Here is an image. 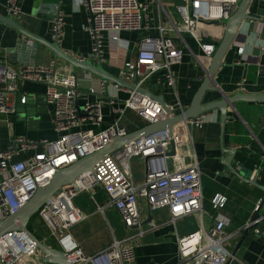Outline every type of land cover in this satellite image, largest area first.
<instances>
[{"label": "built area", "instance_id": "obj_1", "mask_svg": "<svg viewBox=\"0 0 264 264\" xmlns=\"http://www.w3.org/2000/svg\"><path fill=\"white\" fill-rule=\"evenodd\" d=\"M23 0H8L7 10L11 15L21 12ZM241 0H80L88 20L83 26L93 42L92 53L102 58L105 51V35L120 41L122 32L141 34L136 42V57L122 63L118 78L129 85L145 89L151 78L160 74L159 83H166L176 91L177 75L174 67L180 65L185 53L204 67L201 57L189 46L191 38L200 48L204 59L212 60L218 45L205 43L199 31L205 27L223 26L237 10ZM64 14L57 6L51 23L52 37L60 44L64 37ZM26 44L33 40L24 37ZM242 53V49H240ZM26 83H39L45 87V101L53 109V130L59 135L54 140L34 141L26 137H13L9 145L0 150V222L18 213L32 198L38 187L53 179L57 170L66 168L81 158L90 156L111 145L115 138L126 137L127 131L119 125L125 112L131 109L150 124L168 117L166 108L145 89L132 90L111 81L101 82L98 93L106 99L79 103L82 93L80 81L74 72H61L58 62L48 66H24L15 69L0 60V115L14 116L17 107L13 97ZM120 93L128 97L119 99ZM22 95L19 102L27 103ZM112 108L114 121L105 128L103 108ZM115 106V107H114ZM171 112L185 110L169 106ZM176 114V113H175ZM7 120V119H6ZM209 122V114L184 119L168 129L141 137L124 145L119 150L99 159L93 171L79 176L74 184L63 187L53 199L38 212L47 238L37 237V230L8 231L0 236V264H44V253L37 239L51 250L63 253L69 264H135L137 249L146 230L142 219L145 203L149 214L167 211L164 223L152 220V228L176 225L177 221L191 215L205 214L202 173L195 161L183 167L179 150L191 144L190 128H203ZM89 123V130H74ZM180 129H177V128ZM96 129V130H95ZM171 143L174 155H170ZM40 149V150H39ZM25 153L22 160H16ZM148 160L145 181L137 185L131 172L133 158ZM172 160L173 164H170ZM171 165L173 169H170ZM101 187L108 196V206L120 215L126 228L135 232L122 240H114L107 248L93 255H85L74 241L70 229L83 220L75 198L82 192L92 193ZM228 198L216 193L210 200L213 225L177 239L179 260L176 264H228L233 258L229 244L240 232H228L230 219L223 213ZM260 203L255 208L259 210ZM104 207H101V211ZM262 219L251 222L256 226ZM257 233L259 231L257 230ZM54 240L56 247L46 244Z\"/></svg>", "mask_w": 264, "mask_h": 264}, {"label": "crops", "instance_id": "obj_2", "mask_svg": "<svg viewBox=\"0 0 264 264\" xmlns=\"http://www.w3.org/2000/svg\"><path fill=\"white\" fill-rule=\"evenodd\" d=\"M7 1L0 0V60L15 69L29 65L48 66L56 61L48 46L49 43L55 42L51 23L57 6H60L65 20L64 37L59 46L66 53L76 58L90 59L94 66L102 65L105 71L115 77L119 76L120 67L125 60L130 61L136 57L135 44L141 34L135 32H122L119 35L121 42L113 41L111 36L105 35L103 57L99 58L92 53V39L83 30L88 15L80 0H23L21 12L17 15L8 12ZM248 14L251 19L244 24L225 56L224 65L210 84L211 88L218 91H208L202 104L219 100L223 96L231 97L239 92L250 95L264 94V0H252ZM10 16L22 29L34 35L37 40H33V45L26 44L25 35L1 21ZM200 31H207L209 35L208 37L199 34L203 42L215 45H219L224 33L221 25L205 27ZM217 36L220 38L218 41ZM20 42L30 48L28 53L19 51ZM187 42L192 51L201 57L204 67L198 65L187 52L182 63L174 67L177 75L176 91L166 83H159L160 74L154 75L144 86L148 93L159 100L163 98L167 105L177 107L180 103L184 110L191 107L196 93L207 77L211 62L204 59L202 51L191 38H187ZM57 62L61 72L77 74L82 93L80 104L84 101L106 99L98 93L89 92L90 88L98 92L103 82L101 78L81 69L75 72L64 61ZM44 93L43 84L26 83L20 94L13 97L17 107L16 115L7 118L0 115V150L5 149L13 137L23 136L34 141L58 138L59 135L53 130L51 123L53 109L46 104ZM22 95L28 96L25 105L19 102ZM127 97L125 93L119 95L120 100ZM175 113L180 114V111L177 109ZM103 114L102 129L114 121L112 108L108 104H105ZM208 114L209 122L203 128H190L192 142L179 150L183 167H189L195 161L199 163L205 214L202 217L200 214L185 217L177 221L175 226L167 224L153 229L152 220L164 223L168 217L167 211L151 215L144 203L142 219L146 233L140 240L135 264H176L179 260L177 239L202 227H212L210 200L216 193H222L228 198L223 211L231 221L228 232H240L236 240L229 244L235 255L228 264H264V103H235L228 108V119L224 125L219 110ZM175 124L173 122L170 126ZM119 125L125 128L129 135L147 130L150 123L135 111L128 109ZM91 128V124L85 123L74 130L85 131ZM150 134L153 133L145 132L142 137ZM26 156L22 153L16 160H22ZM170 161V164H173L172 160ZM148 167L146 159L136 157L131 160L135 184L140 185L145 181ZM258 203L262 220L248 229ZM75 204L81 209L84 217L69 233L87 256L102 251L114 240L125 239L135 232V229L126 228L119 213L108 206V196L101 187H97L92 193H80L75 198ZM101 207H104L102 211ZM241 241L242 244L237 249Z\"/></svg>", "mask_w": 264, "mask_h": 264}, {"label": "water", "instance_id": "obj_3", "mask_svg": "<svg viewBox=\"0 0 264 264\" xmlns=\"http://www.w3.org/2000/svg\"><path fill=\"white\" fill-rule=\"evenodd\" d=\"M251 1L252 0H241L235 13L229 19H226L222 22L225 26L223 38L219 43L216 52L207 69V77L204 79L202 86L196 93L191 107H189L183 113L175 114L169 110L168 105L165 103L164 99L163 98L160 99L161 103L164 105L166 111L168 112V117L166 119L155 124H150L147 130L135 132L123 138H115L112 141L111 145L104 148L103 150L96 152L85 158H81L79 161L66 168L57 170L53 179L50 180L47 184L38 187V189L35 191L29 202L18 213L8 217L5 221L0 222V236L8 231H13V230L23 229L25 231H28V224L31 218L34 217L39 212L42 206L48 204L53 199V196L56 192H58L60 189H62L65 186L74 184L79 176H81L87 171H93L94 166L99 159L119 150L124 145L141 138L145 132L154 133L159 130L168 129L170 124L173 122L179 123L184 119L196 118L201 115L211 113L214 110H219L221 112V121L222 124L224 125L228 119L227 110L230 106H233L235 103L238 102L264 103V94L250 95L239 92L231 97L223 96L219 100L202 104V100L208 91H215V92L218 91V89L216 88L215 89L211 88L210 84L212 83V81H214V77L219 71V69L224 65L225 56L229 51V49L232 47L236 37L242 30L244 24L251 19V16L248 14V9ZM1 21L15 28L22 35H25L29 39L37 40L35 39L34 35L22 29L14 21V19H12V16L8 18H4V20ZM18 48L20 49L19 51L21 52L23 51L24 53L25 51L28 53L30 49L28 46H24L22 42L19 43ZM48 49L54 54L56 61L61 60L68 63L74 69L75 72H77L78 69H81L98 76L102 80L111 81L120 86L130 88L132 90L136 89L145 92V89L137 88L134 84L129 85L126 82H124L121 78L111 75L109 72L103 69L102 65L99 64L98 66H94L90 59L76 58L71 54L66 53L61 49L59 44H57L56 42L49 43ZM171 127L172 126H170V128ZM169 154L170 155L175 154L173 143H171V152ZM258 218H260V214L257 211L254 214L252 221L257 220ZM248 229H246L245 234L248 233ZM37 243L39 249H41L44 253L45 256L44 261L46 263L69 264L63 253L51 250L49 247L41 243L38 239H37ZM241 244L242 241L238 245L237 249L240 248ZM233 255H235V253Z\"/></svg>", "mask_w": 264, "mask_h": 264}, {"label": "rangeland", "instance_id": "obj_4", "mask_svg": "<svg viewBox=\"0 0 264 264\" xmlns=\"http://www.w3.org/2000/svg\"><path fill=\"white\" fill-rule=\"evenodd\" d=\"M212 31H213V28H211V32ZM199 34L201 36L205 34L206 36L209 37V35H207V31H205V32L199 31ZM219 39L220 38L217 36L216 40L218 41ZM35 216H37V214ZM29 228L32 229V230H37V237L39 239L45 240L47 238L46 230L43 228L39 216H37V218L34 220V224L33 225H29ZM120 228H121V226H120ZM46 244L49 245V246H52V247H56L57 246V243L54 240H50L48 242L46 241ZM44 264H54V263H46V262H44Z\"/></svg>", "mask_w": 264, "mask_h": 264}, {"label": "trees", "instance_id": "obj_5", "mask_svg": "<svg viewBox=\"0 0 264 264\" xmlns=\"http://www.w3.org/2000/svg\"><path fill=\"white\" fill-rule=\"evenodd\" d=\"M37 216H38V213H37ZM37 216L32 217L31 220H30V222H29V224H28V230H30L31 232H33L34 230L30 229L29 228V225H33L34 224V220L37 218ZM41 224H42V222H41ZM42 226L44 228V225L43 224H42Z\"/></svg>", "mask_w": 264, "mask_h": 264}]
</instances>
